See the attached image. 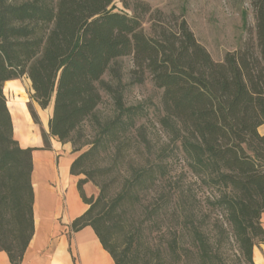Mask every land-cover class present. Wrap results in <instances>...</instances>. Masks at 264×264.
I'll return each mask as SVG.
<instances>
[{
  "label": "trees",
  "instance_id": "1",
  "mask_svg": "<svg viewBox=\"0 0 264 264\" xmlns=\"http://www.w3.org/2000/svg\"><path fill=\"white\" fill-rule=\"evenodd\" d=\"M113 2L0 0V251L11 264H21L35 230L37 148H24L15 138L3 90L5 82L27 76L39 106H52L43 149L50 148L51 137L70 143L74 153L88 146L70 167L89 205L73 220V232L91 226L115 264H171V254L175 264H189L190 258L217 264L222 257L215 246L223 238L208 230L213 219L228 241L238 243L243 261L255 264L254 247L264 241V0H249L254 21L242 12L245 38L219 61L185 18L152 11L143 2L140 13L135 8L130 15L114 10ZM123 58L133 62L132 83L149 80L161 91L155 110L166 140L152 164L132 170L123 190L108 196L100 185L97 195H88L85 185L93 177L87 160L111 145L120 152L149 111L124 100ZM104 94L115 106L110 117L101 114ZM32 116L38 123L33 111ZM89 130L92 141L86 139ZM175 171L164 206L173 208L178 227L147 260L142 236L148 226H131L126 205L134 209L142 191L172 181ZM213 212L223 215L226 226ZM148 214L157 223V210Z\"/></svg>",
  "mask_w": 264,
  "mask_h": 264
},
{
  "label": "rangeland",
  "instance_id": "2",
  "mask_svg": "<svg viewBox=\"0 0 264 264\" xmlns=\"http://www.w3.org/2000/svg\"><path fill=\"white\" fill-rule=\"evenodd\" d=\"M140 2L147 3L152 11L161 10L166 15L174 14L185 18L198 41L218 61L222 60L227 52L239 47L245 38L242 12L247 10L249 22L253 23L254 21L249 0H114L112 8L116 11L133 15L136 12L134 11L135 8L138 9L137 13H140V8L138 7ZM144 18L145 29L149 31L152 16L150 17V14H147ZM119 64H122V88L126 104H144L149 111L147 117L138 123L137 129L132 131L130 140L121 146L120 152H117L115 146L111 145L102 148L87 160L86 167L93 177L90 184L94 187V195L99 193L100 185L105 186L108 196H114L123 190L131 178L132 170L152 164L155 155L166 140L165 134L157 121L158 114L155 110L160 100L161 91L149 80L143 84L132 83L130 69L133 66V62L131 58L119 59ZM105 79L111 80V77L107 74ZM11 80L13 81L4 84V92L7 93L10 99H13L16 95L23 98L27 97L28 110L31 115L32 111L35 112L39 120L38 124L42 128L47 123V115L49 118L52 113L51 106L47 109H40L39 104L33 98L34 91L27 76ZM100 110L104 117H110L115 114V106L109 95L104 94ZM42 111L47 114H45L46 116L44 115V120ZM260 132H264V127L260 128ZM93 135L94 133L89 130L86 139L92 141ZM30 137L33 136L31 135ZM87 149L88 146H85L76 154L79 155ZM174 167L178 169L179 165ZM172 175V181L164 179L157 186L147 191H142L141 201L138 202L134 209L130 207L131 203L126 205V218L131 223V226L133 223H139L140 221L144 222L145 226H148L142 236V241L147 244L142 249L144 253L146 252L145 257L147 260L155 256L156 251H153L154 248L165 245L164 243L168 238L167 232L169 230L173 231L178 227L176 218L172 213L173 208L170 209L164 206L165 195L175 186L173 182L177 179L175 176L176 171ZM189 181L195 187L194 179L189 178ZM155 209L157 214L153 215V218L157 223H152L147 216L149 212ZM216 217L220 218V223H224V226H226L225 218L220 212L212 213V218ZM262 223L264 226V215ZM208 230L211 231L212 236L218 238L221 234L220 238H223L221 239V246H215L219 249L222 257L220 261H216L217 264H247L240 255L238 243L228 241L225 238L226 233L220 229L219 225L214 224L213 219L208 225ZM120 234L123 233L120 232ZM222 234L224 237H222ZM121 239H124L123 235H121ZM256 247L264 249V241L259 242ZM257 251L259 253V250ZM170 261L171 264H175V254H171ZM197 263V260L190 258L189 264Z\"/></svg>",
  "mask_w": 264,
  "mask_h": 264
},
{
  "label": "crops",
  "instance_id": "3",
  "mask_svg": "<svg viewBox=\"0 0 264 264\" xmlns=\"http://www.w3.org/2000/svg\"><path fill=\"white\" fill-rule=\"evenodd\" d=\"M5 95L15 138L24 148H37L33 151L32 173L35 230L21 264H115L91 226L76 232L71 230L73 220L89 207L78 191L79 177L70 173L71 164L78 156L72 152L71 144L51 137L50 148L43 149V131L49 132L48 115L42 111L43 120L47 115V123L41 128L28 110L27 97L16 95L10 99ZM85 191L90 195L95 190L88 183ZM254 262L264 264V249L254 247ZM0 264H11L4 251H0Z\"/></svg>",
  "mask_w": 264,
  "mask_h": 264
}]
</instances>
